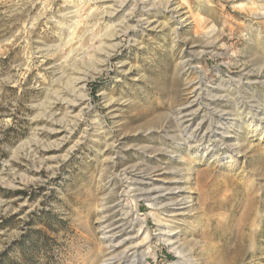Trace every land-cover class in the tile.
I'll list each match as a JSON object with an SVG mask.
<instances>
[{
  "label": "rangeland",
  "instance_id": "obj_1",
  "mask_svg": "<svg viewBox=\"0 0 264 264\" xmlns=\"http://www.w3.org/2000/svg\"><path fill=\"white\" fill-rule=\"evenodd\" d=\"M162 1L0 0V257L103 264L148 213L178 263L144 177L183 264H264V0Z\"/></svg>",
  "mask_w": 264,
  "mask_h": 264
},
{
  "label": "bare ground",
  "instance_id": "obj_2",
  "mask_svg": "<svg viewBox=\"0 0 264 264\" xmlns=\"http://www.w3.org/2000/svg\"><path fill=\"white\" fill-rule=\"evenodd\" d=\"M160 5L161 6L152 5L151 8L148 9V11L159 7V8H162L170 12V14L173 15L174 17H179L181 16V14H183L182 6H180L178 2L176 3L175 0H164L162 1V4ZM145 20H148V19H145ZM78 81H79L78 83H81L82 80L78 79ZM82 99L83 98L81 97L80 100L82 101ZM147 184L148 183L144 177L143 178L137 177L135 178V180L130 181L128 183L127 185L128 192L129 194H131L132 196L131 198L139 199V200L140 198L141 199L144 198L145 200L149 201L153 207H155L154 211L157 213V218L155 219L157 223L156 224L157 233L161 237L166 238V242L170 247H172L175 257L179 259L178 263L183 264L184 261H183V258L181 257V251L179 250L180 248L175 246L176 239L173 237L174 234H172L169 231L170 224L177 220V216L180 215V213L174 212L170 216H164L162 209L165 208L166 206L164 205L165 207L163 208L161 206H163V201L167 198V195L165 194L162 187H156V186L148 187ZM141 205L142 204H140V206ZM134 212L138 214L139 211L137 212V210H135ZM149 216L150 215L146 213V214H139L137 215V218H134L136 220V222L135 221L134 222L140 225L139 227L140 230L138 232H135V230H133L134 228L132 229V227L136 225L135 223H132L131 226H128V224L130 223H122L123 225L122 228L124 230L126 229L125 227H128L126 230V235H124L120 239H113L109 241L108 247L111 249V251L108 252V255H106V260L104 261L103 264H120L121 262H127L128 264H144L145 263L146 261L145 257L147 256V251H148L147 248L150 245L149 242H151L149 241L150 232H151V229L148 223ZM120 232H123V231H120ZM107 237L109 238L110 236H107ZM178 263L176 262L175 264H178Z\"/></svg>",
  "mask_w": 264,
  "mask_h": 264
},
{
  "label": "trees",
  "instance_id": "obj_3",
  "mask_svg": "<svg viewBox=\"0 0 264 264\" xmlns=\"http://www.w3.org/2000/svg\"><path fill=\"white\" fill-rule=\"evenodd\" d=\"M18 194L26 195V193H24V192H20ZM42 214L43 215H41L40 218H43L44 216L47 215V213H42ZM36 245H39V241L33 240L31 245L26 250L24 249V247H21V249L24 250L22 252V254H23L22 262H23V264H30V262L33 261L32 258H31V254L38 250ZM0 264H19V263L17 261H15L14 259H12L9 256L8 252H5L0 257Z\"/></svg>",
  "mask_w": 264,
  "mask_h": 264
}]
</instances>
